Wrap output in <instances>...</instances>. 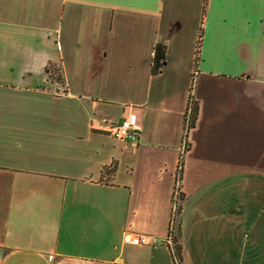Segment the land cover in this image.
<instances>
[{"label": "crops", "instance_id": "crops-1", "mask_svg": "<svg viewBox=\"0 0 264 264\" xmlns=\"http://www.w3.org/2000/svg\"><path fill=\"white\" fill-rule=\"evenodd\" d=\"M191 93L182 264H264V0H0V264H175Z\"/></svg>", "mask_w": 264, "mask_h": 264}, {"label": "built area", "instance_id": "built-area-1", "mask_svg": "<svg viewBox=\"0 0 264 264\" xmlns=\"http://www.w3.org/2000/svg\"><path fill=\"white\" fill-rule=\"evenodd\" d=\"M191 114V109L187 114L186 125L189 123ZM109 134L119 140H123L129 143H139L141 140L142 135V128L139 123L130 118L125 117L119 122L113 123L109 126L108 129ZM186 150V141L183 144L182 153ZM174 194V203H173V217L171 221V226L169 229V233L165 237H161L155 234L143 233V232H128L124 236V242L133 244V245H147V246H156L159 244H168L170 245L172 251H175L174 248V238L177 233V221H178V213H179V206L181 203V184L180 179L177 177V185ZM175 264H182L177 257H174Z\"/></svg>", "mask_w": 264, "mask_h": 264}, {"label": "trees", "instance_id": "trees-1", "mask_svg": "<svg viewBox=\"0 0 264 264\" xmlns=\"http://www.w3.org/2000/svg\"><path fill=\"white\" fill-rule=\"evenodd\" d=\"M206 6V5H205ZM200 39L198 41V45H197V58H196V64L198 63V57H199V53H200V49H201V44H202V37H203V29L201 28L200 30ZM166 52H167V46L165 44H158L156 46L155 49V55L153 58V62H152V71L153 74H157L161 71L165 59H166ZM61 68L56 65L52 68L51 72H52V76L54 77V79L57 80H61V72H60ZM199 101L196 100V98L194 97L193 93L190 94L189 96V105H188V111L187 114L189 112V109H191V114H190V119H189V123L187 126H185V139H186V150L184 153L181 154L180 158H179V164H178V179H180V181L182 180L183 177V171H184V166H185V153L190 149V143H189V131L195 127L196 125V121L198 119V115H199ZM181 200L185 199V195L181 193ZM181 204V203H180ZM181 209H182V205L179 206V214L181 213ZM178 225H177V233L175 235L174 238V248L175 251L173 252V257H177L178 260H180V262L182 263V258H183V246H182V242H181V238H182V223L179 220L178 221Z\"/></svg>", "mask_w": 264, "mask_h": 264}, {"label": "rangeland", "instance_id": "rangeland-1", "mask_svg": "<svg viewBox=\"0 0 264 264\" xmlns=\"http://www.w3.org/2000/svg\"><path fill=\"white\" fill-rule=\"evenodd\" d=\"M179 220H180V219H179V217H178V221H179ZM178 221H177V224L179 223ZM177 231H178V230H177Z\"/></svg>", "mask_w": 264, "mask_h": 264}]
</instances>
